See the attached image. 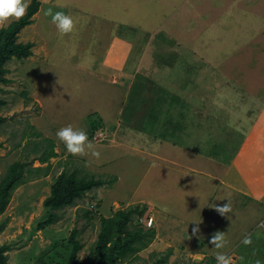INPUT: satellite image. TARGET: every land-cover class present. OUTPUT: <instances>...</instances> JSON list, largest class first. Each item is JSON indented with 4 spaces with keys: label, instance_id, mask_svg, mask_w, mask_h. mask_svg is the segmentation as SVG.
<instances>
[{
    "label": "rangeland",
    "instance_id": "1",
    "mask_svg": "<svg viewBox=\"0 0 264 264\" xmlns=\"http://www.w3.org/2000/svg\"><path fill=\"white\" fill-rule=\"evenodd\" d=\"M69 14L74 20L71 35L55 40L52 25H44L48 53L41 51L46 42L41 46L38 42L36 55L11 57L3 66V76L9 81H0V116L5 118L0 123V187L12 164H26L25 181L12 190L0 212V246H10L7 264H67L73 251V229L83 244L77 260L94 255L103 219L132 206L142 207V214L135 213L128 228L153 229L154 238L139 252L107 264H149L164 254L168 255L165 264H216L217 251L231 256V264H264V237L251 234L250 243L242 242L257 220L241 204L251 206L246 195L238 193L236 201L222 202L228 211L221 214L215 202L203 199L220 200L237 193L202 176L197 194L202 201L190 209L187 197L182 199L181 186L175 189L155 175L153 179L144 175L154 170L161 172L159 176L166 172L167 178L177 174V182L192 179L191 173L182 174L177 167H159L160 156L186 157L189 163L195 160L194 151L185 154L190 147L209 155L215 146L205 143L222 140V135L206 120L208 112L219 114L218 119L224 111L235 120L238 137L243 133L247 125L243 115L255 97H248L244 85L255 93L262 84L264 88V0H99ZM49 20L41 18L43 23L49 24ZM123 42L134 49H128L126 61L118 54ZM164 90L167 94H162ZM160 96L169 115L175 107L183 108V100L190 111L204 118H199L198 129H187L189 135L179 132L171 137L182 146L180 151L166 149V143L150 144L149 139L133 141L124 136V129L138 120L142 131L169 136L170 130L163 125L166 122L153 118L152 109L158 108ZM192 111L185 116L190 125L198 122ZM239 115L246 121L236 119ZM92 119L101 124L93 134L89 131ZM172 123L167 124L175 129ZM69 124L87 132L99 156H93L92 149L83 154L67 152L56 131ZM123 140L135 147L119 142ZM50 142L56 154L42 161ZM149 147L160 148L154 154ZM211 164L218 172L213 160ZM196 167L201 169L202 163ZM75 169L78 176L106 182L60 209L45 207L57 177L64 170L72 173ZM152 214L156 222L166 221V231L159 233L156 225L146 224ZM191 220H195V233ZM217 231L224 233L221 249L209 242Z\"/></svg>",
    "mask_w": 264,
    "mask_h": 264
},
{
    "label": "crops",
    "instance_id": "2",
    "mask_svg": "<svg viewBox=\"0 0 264 264\" xmlns=\"http://www.w3.org/2000/svg\"><path fill=\"white\" fill-rule=\"evenodd\" d=\"M31 1L32 0H30L29 4L31 3ZM93 1L96 3L99 0H93ZM93 1L92 0H39V8L33 14L31 22L26 24L23 28H21V30L18 33L19 42H32L33 43L32 53L29 57H33L34 55H36V52H37L36 49H39L38 42L40 46L42 42L44 43L46 42L45 48H44L45 50L44 49L41 50V51H45V52H42L44 55L48 50L47 49L48 35H46L47 33L46 34L43 33L45 29V27H43L44 25H52V29L50 30V32L53 31L54 33L53 37L55 38V40L57 39L61 40L60 38L62 35L64 36L71 35V33H60L56 25L52 22L51 17H49L48 15H45V9L52 8L54 11H64L65 13L69 14L71 10L73 11L78 10L82 8L86 3L87 4L88 2L92 3ZM42 17L46 19L50 18L49 24L41 22ZM17 19L18 18H15V17L10 18L9 20L6 21V25L10 24L12 21L17 20ZM71 32H73V30ZM129 48L132 49V47H127L126 43L123 42L122 49L118 51V54L120 55L123 54L122 55V58L124 59L123 61H126L128 53L130 51L128 50ZM41 51H40V54H41ZM142 52H143L142 50L138 52L139 57L141 56ZM134 53L135 52H133V55ZM256 64H254L253 66H255ZM259 83L260 81L257 83L258 87H259ZM244 87L246 88L247 93L249 92L248 97H251V96H255V97H253V101L251 100L250 110H247L244 115L242 114L243 116L247 118L246 119L247 125L246 127H243V133L241 132L240 137H238L239 130H237L236 128L235 120L230 118V116H226L224 114V111L219 110V112L221 111L220 113L222 114H220V117L218 119L217 117L219 114H216L213 111L208 112L209 115L208 117H205L206 120L211 121V122L209 121L208 122L213 125L212 127L214 129H216L217 127L216 130H218L220 132V135H222V140H217L216 142L213 141V142L205 143L211 146H215L213 148H210L211 150H210L209 155H205V153L202 150H198L193 147H190L189 149H185L184 150L185 154H187L186 152L190 154V150L194 151L195 160L194 159L192 160L194 164H191V165L190 163L192 162L188 163L186 161V157L184 159L182 158L180 159V157L173 158L171 154L165 157L160 156V158L163 159V162H161L162 164H160L159 167L163 166L164 164L167 166L168 169L177 167L178 170L184 171L182 172V174L188 175L189 173H191V175H193L192 179L191 178L184 179L182 176L183 180L181 182H177V179H178L177 174L171 172L172 176L167 178L166 172H164L166 175L163 173V175L161 174V176H159L161 172L154 171V170H152L149 174L147 173L145 174L144 172V175L149 176L150 179H153V176L155 175L156 180L159 179L160 182L168 181L170 184L173 185V187H175V189L177 186H181V188L183 189L182 199L187 197L185 199V201H187L188 203L186 207L190 209L199 207L198 204L199 202L202 201V198H199L197 195L200 191L199 186L202 183L201 181L202 176L209 177L210 181L211 180L216 181L219 184L225 185L227 188H229L230 190H234L235 193H237L235 195L228 193V195L224 196L220 200H216L215 198L203 199L206 201L208 200L207 203L215 202L214 206L216 208L218 205L222 206L223 205L222 202H226L228 201V199L232 200L234 198L235 200L234 199L233 200L236 201L237 199L236 195H238V193H241L242 196L246 195L251 200L250 202H252L251 206L248 205V203H245V204L241 203V204L242 206L244 205L243 207L245 208L249 207V209L252 210V214L257 217V220L256 222H253L251 224L252 226L249 228L248 233L246 229H243V230L245 233L248 234V236H250L251 234H257V235H260L261 239H263L264 237V227H263L264 226V88L262 84L259 88L256 89V93H255L253 92L252 89L248 87V85H244ZM181 102L183 103V106H182L183 108H180V110L176 108L173 110V112L178 115H181V113H183V115L180 118L182 119L181 128H183L184 131L183 133L180 134V136H184L183 135L184 132L185 134L187 133L186 135H189V131H187V129L190 126L198 129V125L199 123H201L199 122V118H201L200 120L202 121H204V118L200 117V114H197L196 112H193L191 110L193 112L192 114H194L195 116L197 115L196 117H197L198 122L195 124H191V125L190 123L188 124L187 122L188 119L187 118L185 119V116L191 115L190 107L189 106L186 107L185 102L183 100ZM213 103L216 106V97L213 98ZM243 116L241 115L236 116V119L246 121L243 118ZM142 129L143 131L140 129L139 120H138L136 124L134 123V126L132 127L128 126V128L124 129L126 130V132L124 133V136L126 134V136L131 137L133 141L137 139V137L138 138L140 137L142 139L144 138L143 140L145 141H147L146 139H149L148 141L150 144H153V143L155 144L158 141L162 145L166 143L167 145L166 149L173 148V150L175 149H178L177 151L181 150L182 146L177 143V139H167L173 136L174 137L177 136L178 133L174 134L170 132L169 136L165 135V137H162L161 135V137H159V134L156 132L149 133L147 132L145 128H142ZM169 129L173 130L172 128H169ZM89 131H91L90 127H89ZM117 132L116 134L118 137L123 136L122 133L119 134ZM129 132H131L132 134H130ZM133 134H137V136L134 137ZM210 135L213 136V134H210ZM119 142H122L123 145H127L129 147H135L133 144L127 143L125 140L119 141ZM216 147H219V148H216ZM159 148L157 149L155 148V150H158ZM150 150L154 154H156L155 150H153L152 148H150ZM211 155L213 157H211ZM211 160H213V167L217 168L218 172H216V170L213 171L211 169L210 167V165L212 166ZM200 163H202V168L205 167L207 169H202V168L198 169L196 165ZM207 171H209L210 173H207ZM172 180H174L175 182ZM140 181H143V180H140ZM174 190H172L170 193L171 197L174 193ZM186 190H189L190 195H187ZM212 191H214V193L216 194L215 189H212ZM147 205L153 208V203L148 200H147ZM181 206H184L183 203L180 205V207ZM152 208H151V211H152ZM202 210H205V208H202ZM172 214L174 215V213ZM167 217H170V216H167ZM168 220H171V219L168 218ZM165 223L166 221L156 222V218L155 217L153 218V225H156V227L159 230V233H161V230L166 231L168 229L166 227L165 229H163V227L165 226ZM194 223H195V220H191V227H194Z\"/></svg>",
    "mask_w": 264,
    "mask_h": 264
},
{
    "label": "trees",
    "instance_id": "3",
    "mask_svg": "<svg viewBox=\"0 0 264 264\" xmlns=\"http://www.w3.org/2000/svg\"><path fill=\"white\" fill-rule=\"evenodd\" d=\"M38 8L39 0H32L22 17L12 21L8 26L0 28V81H9L8 78L3 76V73L5 72L3 66L9 58L14 56L24 58L31 55L33 43H23L17 41V39L21 28L31 22L32 16ZM165 92L166 91L164 90L162 94H167V92ZM177 100L181 99L178 98ZM162 101L163 98L160 96L158 108L152 109V113L155 114L153 118H156L155 120L161 124L163 121L166 122V125L164 123L163 125L168 129L172 127L167 123H172L173 121L172 125H174L175 129H169L170 132L182 133L183 128L181 130L182 122L180 117L183 113L178 115L173 112L172 116L169 115L166 108H164L166 101ZM174 109H176V107ZM165 113L168 114L164 117ZM4 119V117L0 116V123L3 122ZM90 124L92 127V134L101 126L99 121L93 119ZM162 137H165V135H162ZM1 147L2 143H0V148ZM53 149V143L50 142V148L47 151V155L41 160L46 161L49 156L55 155L56 153ZM25 167L26 164L20 161H17L10 166L8 174L0 187V212L4 210L12 190L25 181ZM35 170L39 171V168L35 167ZM27 171L30 172V169L27 168ZM105 182L104 179L100 178L94 179V177L85 178L78 176L77 169L72 173H67V170H64L52 184L51 193L45 199L44 205L48 209H60L65 205L74 203L75 199L82 197L86 190L91 189L92 187L94 188V186L102 185ZM135 213L142 214L140 206H132L127 210H118L111 218H104L103 227L99 233V238L96 244V254H91L82 260H77V256L78 252L83 248V244L77 240V229H73L70 236V242L73 244V251L67 260V264H107L108 260H110L111 263H114L115 260L120 259L121 257L132 255L147 247L154 238V230H145L141 226L137 227L136 230L129 229L128 224L132 221V216ZM48 217L53 218V214H50ZM8 250H10L8 244L0 246V264H7L6 252ZM152 255H156V252ZM167 257L168 255L164 254V256L157 257L149 264H165Z\"/></svg>",
    "mask_w": 264,
    "mask_h": 264
},
{
    "label": "clouds",
    "instance_id": "4",
    "mask_svg": "<svg viewBox=\"0 0 264 264\" xmlns=\"http://www.w3.org/2000/svg\"><path fill=\"white\" fill-rule=\"evenodd\" d=\"M30 0H0V28L6 27V21L12 17H22L28 7ZM45 15L51 16L52 22L56 25L60 33H70L74 27L73 17L64 11H54L52 8L45 9ZM56 136L64 142L67 152L72 154H83L86 149H92L93 156H99L98 150L94 149L92 142L88 139L87 132L83 129L74 128L71 124L63 126L56 131ZM218 211L223 214L228 211V205L217 206ZM153 217V216H152ZM147 224V223H146ZM153 224V223H152ZM149 227L152 225H148ZM197 228H193V233ZM250 237L245 236L244 244L250 243ZM209 242L217 249L224 247V233L215 232ZM232 257L228 254L217 251L215 253L216 264H231ZM256 264H260L259 261Z\"/></svg>",
    "mask_w": 264,
    "mask_h": 264
},
{
    "label": "built area",
    "instance_id": "5",
    "mask_svg": "<svg viewBox=\"0 0 264 264\" xmlns=\"http://www.w3.org/2000/svg\"><path fill=\"white\" fill-rule=\"evenodd\" d=\"M146 223H147V225H152V223H153V217L150 216V217L148 218V220H146Z\"/></svg>",
    "mask_w": 264,
    "mask_h": 264
}]
</instances>
